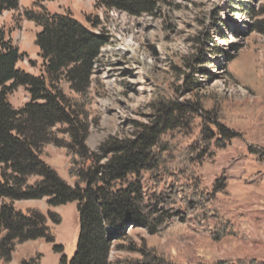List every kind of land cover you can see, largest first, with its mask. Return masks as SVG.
Listing matches in <instances>:
<instances>
[{"label":"trees","instance_id":"trees-1","mask_svg":"<svg viewBox=\"0 0 264 264\" xmlns=\"http://www.w3.org/2000/svg\"><path fill=\"white\" fill-rule=\"evenodd\" d=\"M19 4L20 0H0V15L17 11ZM164 4L167 0H97L95 9L138 17L155 15ZM256 16L261 17L256 31L264 35V4ZM23 17L39 28L35 45L41 63L36 75L22 70L18 63L25 53L0 30V263L8 264L20 243L55 242L48 222L60 223L55 213L15 205L44 198L49 206L77 203L76 249L60 264H113L112 250L125 248L140 255L132 264H264L254 258L180 261L144 242L135 247L119 244L129 240V226L168 237L191 228L214 242L233 235L217 199L225 191L224 183L216 180L209 189L197 171L213 148L224 147L236 136L229 125L249 116L264 118L263 102L253 110L220 102L206 108L208 99L203 96L181 102L177 95L195 84L187 76L183 85L170 84L151 98L149 122H135L129 137H109L91 151L86 144L92 123L88 106L93 93H99L95 67L108 33L92 29L100 24L97 16L88 18L91 27L70 13H50L42 7L25 10ZM228 62L227 73L233 79L252 94L261 92L256 57L250 55L248 66L233 55ZM18 87L24 88L28 100L15 108L8 95ZM49 144L68 157L71 183L46 163ZM209 222L215 225L209 228ZM32 263L30 258L20 264Z\"/></svg>","mask_w":264,"mask_h":264},{"label":"rangeland","instance_id":"rangeland-1","mask_svg":"<svg viewBox=\"0 0 264 264\" xmlns=\"http://www.w3.org/2000/svg\"><path fill=\"white\" fill-rule=\"evenodd\" d=\"M96 1L20 0L17 11L7 10L0 15V30L25 53L18 66L35 75L41 63L35 45L39 28L23 17L25 10L42 7L50 13H70L87 27H91L88 18H99L100 24L92 29L106 31L109 41L101 49L95 67L99 93H93L88 106L92 123L86 144L91 151H97L109 137H129L135 122H149L151 98L170 84L183 85L187 76L195 84L191 91L177 95L181 102L203 96L208 99L206 108L219 102L252 110L260 108L259 102L264 105V35L256 31V22L261 18L256 12L264 0H167L157 14L138 17L95 9ZM229 55L236 56L243 66L249 65L250 55L256 57V75L263 82L260 93L252 94L227 73ZM8 100L19 108L27 102L28 94L18 87ZM260 116L229 125L236 136L224 147L213 148L212 155L203 160L197 171L209 189L216 180L224 183L225 191L217 199L233 235L214 242L207 233L191 228L180 236L168 237L129 226L128 242L119 244L135 247L144 242L164 249L180 261H264V118ZM44 159L71 183L64 150L49 144ZM15 205L21 209L36 208L44 214L51 211L60 223L48 220L55 236L53 244L41 239L20 243L8 264H20L30 258L32 264H60L62 257H72L79 228L76 202L49 206L43 198L18 201ZM213 225L209 222V228ZM139 257L138 252L126 248L111 252L113 264H132Z\"/></svg>","mask_w":264,"mask_h":264},{"label":"built area","instance_id":"built-area-1","mask_svg":"<svg viewBox=\"0 0 264 264\" xmlns=\"http://www.w3.org/2000/svg\"><path fill=\"white\" fill-rule=\"evenodd\" d=\"M110 12H111V14H112V13H118V12H120V11H117V10H110Z\"/></svg>","mask_w":264,"mask_h":264},{"label":"crops","instance_id":"crops-1","mask_svg":"<svg viewBox=\"0 0 264 264\" xmlns=\"http://www.w3.org/2000/svg\"><path fill=\"white\" fill-rule=\"evenodd\" d=\"M24 201H33V200H23L22 202H24Z\"/></svg>","mask_w":264,"mask_h":264}]
</instances>
